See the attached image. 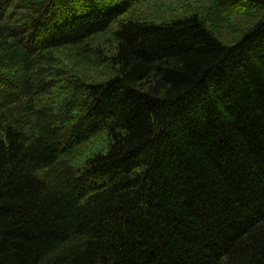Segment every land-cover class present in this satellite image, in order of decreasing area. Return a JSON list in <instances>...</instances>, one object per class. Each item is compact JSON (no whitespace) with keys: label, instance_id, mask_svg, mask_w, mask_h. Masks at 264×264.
Instances as JSON below:
<instances>
[{"label":"trees","instance_id":"16d2710c","mask_svg":"<svg viewBox=\"0 0 264 264\" xmlns=\"http://www.w3.org/2000/svg\"><path fill=\"white\" fill-rule=\"evenodd\" d=\"M152 1L0 0V264H264V0Z\"/></svg>","mask_w":264,"mask_h":264},{"label":"rangeland","instance_id":"374dc122","mask_svg":"<svg viewBox=\"0 0 264 264\" xmlns=\"http://www.w3.org/2000/svg\"><path fill=\"white\" fill-rule=\"evenodd\" d=\"M207 6H208L207 0H183V3L180 1L178 2L177 0H160V1L156 0L151 2L150 7L147 10H145L144 16L151 15V21L152 20L157 21L159 19L158 22H160L161 21L160 16L163 13H166L168 10L169 13L167 14L168 15L167 18H169L170 15H173L172 10L175 9H177L178 14L182 12H186V11H181L183 7L184 9L186 8L189 13H194L198 11L203 13V11ZM155 18H157V20ZM249 19L250 18H246V17L236 18L232 25L243 27L249 23ZM221 29H222V34L226 36V41L231 42L236 38L234 34L228 32L229 28L227 26H222Z\"/></svg>","mask_w":264,"mask_h":264}]
</instances>
